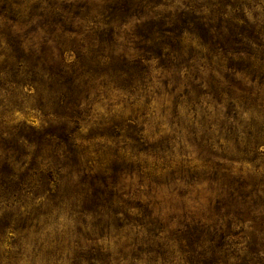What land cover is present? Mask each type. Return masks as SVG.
<instances>
[{
  "label": "trees",
  "instance_id": "obj_1",
  "mask_svg": "<svg viewBox=\"0 0 264 264\" xmlns=\"http://www.w3.org/2000/svg\"><path fill=\"white\" fill-rule=\"evenodd\" d=\"M261 146L264 0H0V264H264Z\"/></svg>",
  "mask_w": 264,
  "mask_h": 264
},
{
  "label": "rangeland",
  "instance_id": "obj_2",
  "mask_svg": "<svg viewBox=\"0 0 264 264\" xmlns=\"http://www.w3.org/2000/svg\"><path fill=\"white\" fill-rule=\"evenodd\" d=\"M150 107H151L152 110H155V112L158 113L159 110L161 109L162 105H161V102H156V103H153ZM97 108H94V109L98 110L99 112L104 110V107H99L98 106ZM181 117L176 118L174 120V127H172L167 132L166 135H168V136L173 135V131L172 130L174 128H178V127L184 128V127H189L190 125L194 124V121L191 120L190 118H181ZM13 118H14L15 122H17L19 120H26L28 123H31V124L36 125V126L40 124L39 118L32 111H28L27 113L16 111L13 114ZM194 125H196V124H194ZM145 132H148V131H145ZM184 132L185 131L183 130L182 131V136L185 134ZM180 147H182V149L185 150V154H188V156H189V159H190L189 166H192L194 163H197L196 160H195V156H196L195 152L187 145V143H185L184 139H183V142H182L181 146L176 145L177 149H179ZM259 149L261 151H263V153H264V146H261ZM175 160L179 161V158L175 157ZM233 166H234V170H237L238 168H242L243 172H247V171L251 172V166L249 164L237 163V164H234ZM205 185H206L205 183H200L199 184V188H202Z\"/></svg>",
  "mask_w": 264,
  "mask_h": 264
}]
</instances>
